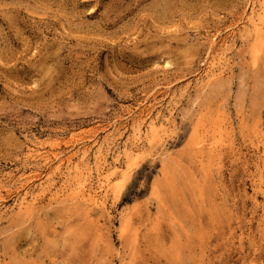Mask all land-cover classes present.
<instances>
[{"label":"rangeland","instance_id":"obj_1","mask_svg":"<svg viewBox=\"0 0 264 264\" xmlns=\"http://www.w3.org/2000/svg\"><path fill=\"white\" fill-rule=\"evenodd\" d=\"M258 1L0 0V264H264V58L251 64L249 24ZM215 80L223 89H210ZM169 109L175 121L149 133V115ZM107 134L108 161L122 162L113 175L93 157ZM201 135L209 146L193 143ZM81 147L94 170L79 177L66 158ZM83 182L107 188L110 215L75 198ZM34 190L38 201L20 208Z\"/></svg>","mask_w":264,"mask_h":264},{"label":"bare ground","instance_id":"obj_2","mask_svg":"<svg viewBox=\"0 0 264 264\" xmlns=\"http://www.w3.org/2000/svg\"><path fill=\"white\" fill-rule=\"evenodd\" d=\"M255 1V0H254ZM260 1V0H259ZM258 1V2H259ZM251 2H253V1H251ZM257 2V3H258ZM261 2V9H260V12H258L259 14H258V16H257V14H255L257 17H253V15L249 18L250 19V22H249V24L251 23L252 25L251 26H253V31H252V33H253V42H251L252 43V47H251V52H250V54H251V57H250V59H251V64H253V66H257V65H259L258 63H259V61L261 60L262 61V59L264 58V0H261L260 1ZM252 4V3H251ZM258 5V4H257ZM259 6V5H258ZM249 8H251V7H249ZM258 9H259V7H258ZM254 11V10H253ZM257 11V10H256ZM255 11V12H256ZM254 13V12H253ZM248 16H250V15H248ZM247 19V18H246ZM246 26H247V24H246ZM245 26V27H246ZM244 27V28H245ZM249 28V27H248ZM248 31V30H247ZM246 36V35H245ZM244 36V37H245ZM247 36H250L249 34L247 35ZM246 36V37H247ZM250 38H252V37H250ZM251 40V39H250ZM225 42H226V40H222V43L220 44V45H222L223 46V44H225ZM249 42V41H248ZM249 44V43H248ZM247 44V45H248ZM250 51V50H249ZM219 53L217 52V55H218ZM217 55H215V56H213L214 58H213V60L211 59V62H209L210 64L208 65L209 66V69L208 70H210V72H213L214 73V68H215V66L217 65V63L219 62V60L221 59L220 57H217ZM220 55V54H219ZM223 56V55H222ZM224 61V60H223ZM228 62V61H227ZM264 62V61H263ZM263 62H261V63H263ZM220 64V63H219ZM222 64V63H221ZM224 65V64H223ZM248 65H250V63L248 64ZM218 67H220V65L218 66ZM252 67V66H251ZM250 67V68H251ZM223 69L225 68V66H223L222 67ZM222 68H220V69H222ZM260 68V67H259ZM252 69V68H251ZM264 69V68H263ZM262 69V70H263ZM216 70H217V68H216ZM219 70V69H218ZM221 71V70H220ZM256 71H257V69H256ZM207 72V71H206ZM217 71H216V75L215 76H217ZM220 73V72H219ZM218 73V74H219ZM257 73H258V71H257ZM259 73H260V71H259ZM221 74V73H220ZM219 74V75H220ZM207 75H209V74H207L206 73V76ZM211 76H212V73L210 74ZM209 75V76H210ZM256 75H258V74H256ZM210 76V77H211ZM260 76V75H259ZM261 76H263L262 74H261ZM210 77H209V79H210ZM212 77H214V76H212ZM219 79H221L220 77H218ZM259 78V77H258ZM263 78V77H262ZM201 79H203L202 77H201ZM205 79V78H204ZM203 79V80H204ZM208 79V80H209ZM213 79V78H212ZM264 79V78H263ZM262 80V79H261ZM261 80H259V81H261ZM199 81V80H198ZM222 81H224V80H222ZM222 81H216L215 80V82L212 84V88H210L211 90L212 89H214V91H215V89H217V90H219L220 88H222L221 87V83H222ZM202 82V81H201ZM200 82V83H201ZM207 82H209V81H207ZM254 82V81H253ZM262 82V81H261ZM264 82V81H263ZM200 83H199V88H200V86H202L204 83H206V82H202L203 84L202 85H200ZM224 83H225V81H224ZM229 83L228 82H226V84L224 85V87L226 86V85H228ZM256 84H257V82H256ZM258 84H259V82H258ZM260 84H262V83H260ZM208 86H210V85H208ZM253 86H255V85H253ZM262 86V85H261ZM256 87V86H255ZM260 87V86H259ZM206 88V87H205ZM263 88V87H262ZM202 89H203V87H202ZM223 89V88H222ZM216 90V93L218 92ZM258 90V89H257ZM261 90V89H260ZM201 91V90H200ZM205 92V91H204ZM211 92V91H210ZM213 92V91H212ZM201 93H203V92H201ZM254 93H259V92H254ZM212 94V93H211ZM241 94V92H239V95ZM264 94V93H263ZM262 94V95H263ZM210 95V94H209ZM218 95V94H217ZM255 95V94H254ZM261 95V94H260ZM208 96V95H207ZM210 96H212V95H210ZM213 96H215L214 94H213ZM217 97V96H216ZM263 97V96H262ZM212 98V97H211ZM218 98V97H217ZM260 98V97H259ZM206 99V98H205ZM213 99H215V98H212L211 99V101L213 100ZM263 99H264V97H263ZM204 100V96H203V99H202V102H204L203 101ZM206 100H208V99H206ZM205 100V101H206ZM217 100V99H216ZM216 100H215V102H216ZM254 101V100H253ZM256 101H257V98H256ZM261 101L264 103V101L261 99ZM201 102V104H203ZM256 103V102H255ZM175 104V103H174ZM253 104H254V102H253ZM260 104V103H259ZM262 104V103H261ZM155 105V103L153 102L151 105H149L148 106V108H150V107H152V106H154ZM168 105V104H167ZM206 105V104H205ZM214 105V104H213ZM219 105V104H218ZM217 105V106H218ZM222 105V104H221ZM173 106V105H172ZM203 106V105H202ZM210 106V105H209ZM257 106V105H256ZM208 107V106H207ZM219 107V106H218ZM202 108V107H201ZM212 108V107H211ZM217 108V107H216ZM221 108V107H220ZM259 108V107H258ZM257 108V110L259 111V109ZM203 109V108H202ZM208 109V108H207ZM207 109H205L206 111H207ZM218 109V108H217ZM205 110H203L204 112H206ZM210 110V109H209ZM212 110H214V109H212ZM219 110V109H218ZM173 111L174 110H172V109H169L168 110V112H167V114H165V113H163L161 110H158L157 111V113L154 115V116H151V115H149V117L151 118V120H150V128H149V133L151 132V133H154L155 132V130H156V128L158 127V126H165V125H167V124H170V123H173L174 121H175V117H174V113H173ZM196 111H199V110H196ZM201 112H203L202 110H200ZM217 111V110H216ZM216 111H214V112H216ZM150 112V111H149ZM149 112H147L146 114H149ZM211 112V111H210ZM222 112V111H221ZM224 112V111H223ZM191 113V112H190ZM193 113H195V111H193ZM197 114H201V113H197ZM217 114V113H216ZM205 115V114H204ZM207 115V114H206ZM206 115H205V117L204 118H206V119H199V120H197V121H199L198 122V126L197 127H199V129L201 128L202 130H203V134H205V132H207L208 131V129H210V126H211V124L209 123L210 121H208L207 120V117H206ZM211 115V114H210ZM213 116V115H212ZM216 116V115H215ZM224 116V115H223ZM223 116H221V118L223 117ZM141 117H142V115H141ZM198 117H201V116H198ZM217 117H218V115H217ZM213 118H216V117H214L213 116ZM147 119V118H146ZM225 119V118H224ZM149 120V119H148ZM148 120H145V121H148ZM215 120V119H214ZM218 120V119H217ZM221 120V119H220ZM220 120H218L219 121V123L221 122ZM212 123V122H211ZM216 123H218V122H216ZM222 123V122H221ZM220 123V124H221ZM197 124V123H196ZM195 124V125H196ZM231 124V123H230ZM194 125V126H195ZM219 125V124H218ZM217 124H216V126H218ZM225 125V124H224ZM226 125H228V124H226ZM147 126H148V124H147ZM220 126V125H219ZM194 128V127H193ZM193 128H191V129H193ZM215 128V127H214ZM220 128V127H219ZM227 128H229V127H227ZM258 128H260V126L258 127ZM257 128V129H258ZM196 129V128H195ZM198 129V130H199ZM224 129V128H223ZM143 130H145V129H143ZM220 129H218V131H219ZM192 131V130H191ZM200 131V130H199ZM212 131V130H211ZM214 131H217V130H214ZM220 131H222V130H220ZM259 131H260V129H259ZM258 131V132H259ZM146 132H148V131H146ZM198 132V131H197ZM223 132V131H222ZM196 133V132H195ZM212 133H214V132H212ZM217 133V132H216ZM219 133V132H218ZM225 133V132H224ZM260 133H262V131L260 132ZM146 134V133H145ZM155 134V133H154ZM211 135V133H208V135ZM223 134V133H222ZM150 135V134H149ZM153 135V134H152ZM196 135H197V133H196ZM200 135V134H199ZM207 135V134H206ZM216 135V134H215ZM218 135V134H217ZM262 135H263V133H262ZM95 136V135H94ZM93 136V137H94ZM148 136V135H147ZM146 136V137H147ZM190 136H191V134H190ZM193 136V135H192ZM261 136V135H260ZM141 137H142V132H141V129H140V127H139V125L137 126V127H135L134 128V132H133V134H132V136L131 137H129V138H127V140L125 141V143H124V148L126 149V152H127V155H128V153H133L134 151L136 152L137 150H138V144H137V142L139 141V139H141ZM153 137V136H152ZM208 137V136H207ZM211 138H212V135L210 136ZM222 137V136H221ZM262 137V136H261ZM210 138V139H211ZM215 138V137H214ZM219 138H220V136H219ZM144 139V138H143ZM191 139H193V138H191L190 137V140ZM207 139H209V138H207ZM262 139V138H261ZM145 141V140H144ZM149 141H151V139H149ZM194 142V144H198V145H200V147L201 146H204V145H206V143L208 144V142L206 141V137H205V135H201V136H196V137H194V140H193ZM215 140H213V142H214ZM221 142H222V140H220ZM141 142H143L142 140H141ZM206 142V143H205ZM220 142V143H221ZM111 142L109 141V134H107L100 142H96V144H97V147L95 148V150H94V158L97 160V169H98V171H97V169L95 170V171H97L98 173H99V171H100V169L102 168V167H104L105 165H107V166H109L110 167V169L111 170H113V172H110V173H112V175L114 174V172H117L119 169H121L122 168V162L120 161V159L119 158H115L113 161H111V162H109L108 161V153H107V147H110L109 146V144H110ZM190 143H192V142H190ZM217 143V142H216ZM215 143H212V146L214 145ZM263 144V143H262ZM198 145H197V147H198ZM211 145V144H210ZM217 145V144H216ZM222 145H224V144H222ZM128 146L131 148H128ZM207 146H209V144L207 145ZM207 146H205V147H207ZM211 146V147H212ZM218 146H220V144L219 145H217V147ZM200 147H198L199 149H201ZM205 147H203V149H205ZM215 147V146H214ZM82 148V147H81ZM78 149L79 150V152H75V153H72V154H70L67 158H66V160L68 161V162H72L73 163V168H74V172H76V174L80 177V175H83V174H86V173H89V171L90 170H94V169H91V167L89 166V162L87 163V162H85L86 163V165H85V163H83L84 162V160H86L87 161V155H88V153L90 152V149H88V147H83L82 149ZM192 148V147H191ZM191 148H188L187 147V149H191ZM208 148V147H207ZM206 148V149H207ZM220 148V147H219ZM197 149V148H196ZM195 149V150H196ZM209 149V148H208ZM210 149H212V148H210ZM115 150V149H114ZM118 150V149H117ZM116 150V151H117ZM193 150V149H192ZM191 150V151H192ZM121 151V150H120ZM129 151V152H128ZM194 151V150H193ZM202 151V150H201ZM204 151V150H203ZM126 152H125V154H126ZM138 152V151H137ZM208 152V151H207ZM211 152V151H210ZM210 152H208V154H210ZM200 153V151L198 150V154ZM205 153V152H204ZM77 154H79V160L77 161V160H75V161H73V157L74 156H76ZM116 154V153H115ZM137 154V153H136ZM139 154V153H138ZM137 154V155H138ZM142 154V153H141ZM192 154V153H191ZM123 155H124V153H123ZM123 155H121V157L123 156ZM132 155V154H131ZM195 155V154H194ZM204 155H206V153L204 154ZM89 156V155H88ZM133 156V155H132ZM196 156H197V154H196ZM199 156V155H198ZM201 156H202V154H201ZM54 157L55 158H60V156H59V153H54ZM138 157V156H137ZM125 158V157H124ZM196 158V157H195ZM94 159V160H95ZM126 159V158H125ZM124 159V160H125ZM132 159V158H131ZM197 159V158H196ZM199 159V158H198ZM65 160V161H66ZM127 160V159H126ZM59 161L61 162V161H63V159H59ZM58 161V162H59ZM64 161V162H65ZM90 161V160H89ZM202 160H200V162H201ZM93 163H95V162H93ZM92 163V164H93ZM128 163V162H127ZM57 164H59V163H57ZM56 164V165H57ZM124 164H126V163H124ZM56 165H54L55 167H57ZM61 165H62V162H61ZM165 165V164H164ZM64 166L67 168V166L64 164ZM125 166V165H124ZM94 167H96V166H94ZM94 167H92V168H94ZM53 169H54V167H52ZM51 168V169H52ZM64 168V167H63ZM62 168V169H63ZM52 169V170H53ZM56 169V168H55ZM103 169V168H102ZM107 169V168H106ZM164 169H165V167H164ZM52 170H51V172H52ZM69 170V169H68ZM67 170V171H68ZM70 170H72V168L70 169ZM60 171H62V170H60ZM59 171V172H60ZM63 171H65V170H63ZM73 171V170H72ZM120 171V170H119ZM126 171V170H125ZM51 172H49V173H51ZM54 172H56L55 170H54ZM70 172V171H69ZM73 172V173H74ZM96 172V173H97ZM103 172V171H102ZM124 172V171H123ZM122 172V173H123ZM164 172V171H163ZM167 172V171H166ZM61 173V172H60ZM91 173V172H90ZM101 173V172H100ZM99 173V174H100ZM109 173V174H110ZM63 174V173H62ZM67 174V173H66ZM75 174V175H76ZM95 174V173H94ZM103 174H104V172H103ZM103 174H102V177H103ZM165 174V173H164ZM167 174V173H166ZM165 174V175H166ZM53 175V174H52ZM73 175V174H72ZM76 175V176H77ZM91 174H89V175H87V176H90ZM105 175H108V174H105ZM85 176V175H84ZM84 176H83V178H84ZM86 176V177H87ZM93 176V175H92ZM100 176V175H99ZM166 176H168V175H166ZM34 177H36L35 175H29V176H26V182L22 185V187H24V188H28V187H26V186H28L32 181H33V179H34ZM47 177V176H46ZM66 177V176H65ZM75 177V176H74ZM121 177H123L122 175H121ZM170 177V176H169ZM63 178V177H62ZM69 178V177H68ZM77 178V177H76ZM82 178V177H81ZM80 178V179H81ZM98 178V177H97ZM110 178V177H109ZM53 179V178H52ZM65 179V178H64ZM78 179V178H77ZM77 179H75V181H77V183H78V180ZM79 179V180H80ZM85 179V178H84ZM107 179V178H106ZM65 180H67V179H65ZM86 180V179H85ZM85 180H83L82 179V181H85ZM97 180V179H96ZM104 180V179H103ZM46 181H47V179H46ZM69 181V180H68ZM70 181H72L71 179H70ZM93 181V180H92ZM106 181V180H105ZM121 181V180H120ZM51 181H50V178H49V183H50ZM65 182V181H64ZM86 182H87V180H86ZM86 182L84 183H80V184H78L79 186H77V188L75 189H73L72 191H74L75 190V192H74V196H75V198L77 197V198H79V199H82V200H84L85 202H88L89 204H91L92 206H94V207H98V208H100V209H102L105 213H106V215L108 216V215H110V209H109V207H108V205H107V199H106V192H107V188H105V187H94V186H92V185H89V184H86ZM96 182H98V181H96ZM101 182V181H100ZM106 182H108V181H106ZM62 183V182H61ZM67 183V182H66ZM73 183H74V181H73ZM102 183V182H101ZM104 183V182H103ZM45 184V183H44ZM43 184V182H40V183H38V184H34V185H36L37 186V188H39L40 189V192H41V189H43V191H44V189L47 187V185H44ZM48 184V183H47ZM51 184V183H50ZM50 184H48V185H50ZM68 184V183H67ZM71 184V183H70ZM108 184V183H107ZM33 185V184H32ZM59 185V184H58ZM63 185V184H62ZM74 185H77L76 184V182L74 183ZM95 185V184H94ZM97 185V184H96ZM95 185V186H96ZM72 186H73V184H72ZM72 186H70V187H72ZM98 186V185H97ZM100 186V185H99ZM106 186H108V185H106ZM30 187H31V185H30ZM29 187V188H30ZM49 187V186H48ZM56 187H59V186H56ZM64 187H66V186H64ZM69 186H68V188H70ZM51 188V187H50ZM60 188H62L61 186H60ZM67 188V187H66ZM103 188H105V189H103ZM154 188V187H153ZM155 188H157V186L155 187ZM155 188H154V190H155ZM59 189V188H58ZM103 189V190H102ZM28 190V189H27ZM26 190V191H27ZM45 190H47V189H45ZM56 190V189H55ZM55 190L53 191V192H55ZM62 190V189H61ZM61 190L60 191H58L57 193H59V192H61ZM67 190V189H66ZM69 190V189H68ZM71 190V189H70ZM69 190V191H70ZM28 191H30V190H28ZM35 191V190H34ZM51 191V192H52ZM31 192V191H30ZM29 192V193H30ZM39 192V193H40ZM50 192V191H49ZM63 192H65V191H63ZM71 192V191H70ZM109 192V191H108ZM155 192V191H154ZM158 192V191H157ZM33 193V192H32ZM37 192L35 191L34 193H33V195H32V197H30V196H28V197H30L31 199H28V200H31V201H28L26 198H25V196H24V194H26V192H24V194H23V197H22V199H20V208H24V207H27L30 203H34V202H37L38 200V194H36ZM44 192H42V194H43ZM41 194V195H42ZM64 194V193H63ZM68 194V193H67ZM67 194H64V196L65 197H67L66 199H68V196H67ZM51 195V194H50ZM49 195V196H50ZM53 195V194H52ZM60 195V194H59ZM61 195H62V193H61ZM57 196V195H56ZM63 196V195H62ZM63 196V197H64ZM109 196V195H108ZM159 196V195H158ZM54 197V196H53ZM62 197V198H63ZM19 198H21V197H19ZM45 198V197H44ZM49 198V200H51L50 199V197H48ZM61 198V197H60ZM59 198V199H60ZM70 199H71V197H69ZM74 198V199H75ZM2 199V198H1ZM55 199V198H54ZM70 199H68V200H70ZM37 200V201H36ZM62 199H60V201H61ZM18 201V200H17ZM43 201V200H42ZM46 201V200H45ZM48 201V200H47ZM56 201H57V199H56ZM55 201V202H56ZM41 202V201H40ZM51 202V201H50ZM58 202H59V200H58ZM69 202V201H68ZM75 202V201H74ZM161 202H162V200H161ZM42 203V202H41ZM73 203V202H72ZM35 204V203H34ZM73 204H75V203H73ZM81 203H79V204H77V205H80ZM84 204V203H83ZM86 204V203H85ZM40 206V205H39ZM88 206H90V205H87V208H88ZM36 207V206H35ZM26 209V208H25ZM35 209V208H34ZM85 209V208H84ZM87 210V209H86ZM15 211V210H14ZM11 212V211H10ZM20 212V211H19ZM26 213V212H25ZM88 214V213H87ZM127 217V216H126ZM125 217V218H126ZM88 218V220H90L89 219V217H87ZM91 218V217H90ZM92 220V219H91ZM126 220V219H125ZM124 220V221H125ZM91 222V221H90ZM93 223V222H92ZM98 223H100L99 221H98ZM130 223V222H129ZM126 224H128V222L126 223ZM126 224H124L125 226H126ZM125 226H123V227H121V228H123L122 229V231H125V233H126V229L125 228H127V227H125ZM130 226V225H129ZM131 229H134V228H131ZM107 233V232H106ZM109 233V232H108ZM107 233V234H108ZM121 233H123V232H121ZM124 233V234H125ZM134 233H135V231H134ZM108 237V236H107ZM110 237V236H109ZM108 237V238H109ZM107 239V238H106Z\"/></svg>","mask_w":264,"mask_h":264}]
</instances>
